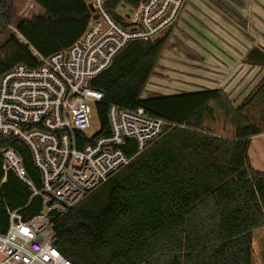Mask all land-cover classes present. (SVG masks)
Instances as JSON below:
<instances>
[{
    "label": "trees",
    "instance_id": "16d2710c",
    "mask_svg": "<svg viewBox=\"0 0 264 264\" xmlns=\"http://www.w3.org/2000/svg\"><path fill=\"white\" fill-rule=\"evenodd\" d=\"M134 5L140 0H115ZM3 0L4 20L15 25L41 56L69 48L83 33L88 11L83 0ZM167 38L128 44L91 87L102 93L95 105L98 135H108L107 108H142L169 126L126 167L56 217L59 252L73 264H251L252 231L264 226V173L250 166V139L264 133L246 111L264 105V80L239 106L221 89L144 97ZM264 67V54L247 56ZM36 66L28 46L0 29V76L13 66ZM253 109V110H254ZM258 109V108H257ZM252 110V111H253ZM230 122L229 137L205 129L218 116ZM23 160L27 178L39 188L29 152L18 141L0 138ZM135 154L131 148L127 155ZM0 159V233L8 211L28 219L40 198L12 172L4 178Z\"/></svg>",
    "mask_w": 264,
    "mask_h": 264
},
{
    "label": "built area",
    "instance_id": "2783aa9c",
    "mask_svg": "<svg viewBox=\"0 0 264 264\" xmlns=\"http://www.w3.org/2000/svg\"><path fill=\"white\" fill-rule=\"evenodd\" d=\"M187 0H83L88 19L67 49L41 56L4 20L0 29L28 46L36 66H13L0 76V138L20 142L39 176V188L27 178L22 158L11 147L0 151L2 171L12 172L40 198V210L28 219L7 212L0 233V264H73L57 249L56 217L78 205L90 192L158 140L169 127L142 108H107L108 135L85 136L91 105L102 101L91 82L107 70L130 43L169 37ZM264 137V133H262ZM133 148L131 157L127 152Z\"/></svg>",
    "mask_w": 264,
    "mask_h": 264
},
{
    "label": "crops",
    "instance_id": "0c3cea01",
    "mask_svg": "<svg viewBox=\"0 0 264 264\" xmlns=\"http://www.w3.org/2000/svg\"><path fill=\"white\" fill-rule=\"evenodd\" d=\"M244 27L250 36L246 46L242 42ZM253 49L264 54V0H187L160 59L167 50L187 57L186 62L202 66L205 89H221L233 105H240L264 80V67L247 59ZM199 59L203 64L196 62ZM181 71L188 73L189 69ZM250 166L262 172L251 161ZM257 229L264 226L252 234Z\"/></svg>",
    "mask_w": 264,
    "mask_h": 264
},
{
    "label": "rangeland",
    "instance_id": "374dc122",
    "mask_svg": "<svg viewBox=\"0 0 264 264\" xmlns=\"http://www.w3.org/2000/svg\"><path fill=\"white\" fill-rule=\"evenodd\" d=\"M31 8L32 0H25L24 4L19 8L18 17H26ZM245 28L246 27L243 28L242 38L244 46L249 44L250 41V36L247 34ZM184 58L187 57H179L172 54L170 50H167V52L163 55V59L161 57L158 61L152 76L148 80L143 96L150 97L155 95H169L180 92H188L189 90L197 91L205 89L207 86L201 78L203 71L202 66L195 65L192 61L190 63L189 60L186 62ZM196 62L199 65L203 64L201 59ZM186 67L189 69L188 73L186 71H181L186 69ZM234 106L237 107L239 105ZM90 108L92 110V116L90 126L85 132V136L87 138L94 137L99 131V123L95 113V106L91 105ZM253 109L254 107H251L250 110L246 111V115L255 119L256 123H258V121L261 122L262 127H264V105H260L259 107H256V109ZM205 129L212 134L227 137H230L233 133V128L231 127L230 122L225 121L220 115L216 118L214 123L207 122ZM248 158L252 162L253 166L256 164L259 169L264 172V137H262V134L251 138ZM252 242V264H264V229H257L253 232Z\"/></svg>",
    "mask_w": 264,
    "mask_h": 264
},
{
    "label": "water",
    "instance_id": "95a60500",
    "mask_svg": "<svg viewBox=\"0 0 264 264\" xmlns=\"http://www.w3.org/2000/svg\"><path fill=\"white\" fill-rule=\"evenodd\" d=\"M2 158V156L0 155V159ZM57 243V241H55V243L54 244H56Z\"/></svg>",
    "mask_w": 264,
    "mask_h": 264
}]
</instances>
